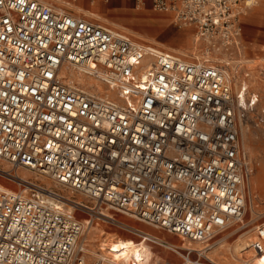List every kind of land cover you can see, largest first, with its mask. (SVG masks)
Returning a JSON list of instances; mask_svg holds the SVG:
<instances>
[{"label":"built area","instance_id":"built-area-1","mask_svg":"<svg viewBox=\"0 0 264 264\" xmlns=\"http://www.w3.org/2000/svg\"><path fill=\"white\" fill-rule=\"evenodd\" d=\"M255 4L152 0L236 69ZM65 65L102 70L106 90L67 83ZM245 82L234 90L223 63L185 59L48 2L0 0V264H104L87 260L93 222L149 239L118 214L205 243L242 221L254 173L244 127L264 123ZM211 247L193 262L220 264L205 256ZM248 248L234 264H264V222Z\"/></svg>","mask_w":264,"mask_h":264},{"label":"rangeland","instance_id":"rangeland-1","mask_svg":"<svg viewBox=\"0 0 264 264\" xmlns=\"http://www.w3.org/2000/svg\"><path fill=\"white\" fill-rule=\"evenodd\" d=\"M64 1L73 2L85 10L78 11L74 7L65 6L62 5V3H59L62 7H64L67 13H70L75 17H82L88 21H100L101 23L108 24L115 29L125 31L137 40L145 43L162 45V47L164 46L172 50L174 48L180 49L181 52L187 55L184 57L183 53H180V55L185 59L194 60L197 59L195 56L203 55L204 53V48L200 47L199 44L198 52L191 50L193 46H191V44L193 42L191 43L190 41L194 38L196 29L180 27L174 22L172 16L170 18L173 24L178 29H181L182 31L184 30L180 38H182L186 43L179 41L180 46L173 48V46H166L158 42L160 39L164 40L169 38V33L167 31L168 25L165 21L156 20L150 16L151 12L147 9H153L152 0H147L144 4L146 9L141 11L136 9L140 4V0ZM86 11L94 13L97 16L89 15ZM130 13L132 16H135L134 19L129 18ZM98 16L102 18L100 19ZM243 26L242 55H233V58L243 60V62L240 63L236 69L238 87L233 84V89L235 90L239 88L241 82L250 79L252 74L254 88H250L249 92L258 94L260 97V103L264 107V0H258V4L248 11V14L244 19ZM186 33L189 35V38H185L183 36L186 35ZM142 38H146V40ZM231 66H234V63ZM245 73H248L249 76L245 77ZM256 90L259 93H257ZM243 139L246 143V148H248L247 150L249 151L250 157L254 162V173L251 177L254 179V177L257 176V170L259 167L264 165V123L259 127L255 125L245 126ZM261 182L262 186L257 191H252L254 199H252V202L248 204L243 220L229 229L219 232L212 240H210L209 243H206L212 246L206 254L208 258L213 259L220 264H234L235 260L233 258H249L252 256V251L243 252V256H241L239 253H236L235 249L241 247L243 244L250 243L254 237L256 226L264 222V175L262 176ZM118 217L135 228L156 238L155 241L149 239L144 240L142 237L135 235L128 230L102 222L98 223L95 221L93 224L100 225V227L107 233L113 234L119 239H132L134 242L141 244V246L144 244L153 252V258L148 264H195L193 261L198 259L197 252L190 251V249L185 250L180 248L184 245L189 248V245L182 244L178 235L170 233L166 230L152 227L123 214H118ZM98 234L99 233L95 232L93 228L88 229L85 233L84 238L87 244L88 261L100 258L99 254L103 255L102 252L99 251V240L95 242L96 239H98ZM219 235L223 236L220 237L217 245H213ZM94 237L96 239H94ZM222 240L224 241L223 244L219 245ZM222 245L224 248H221ZM192 247L193 250L203 249V245L200 244H194ZM201 260L204 261V258L202 257ZM104 263L110 264L108 261H105Z\"/></svg>","mask_w":264,"mask_h":264},{"label":"bare ground","instance_id":"bare-ground-1","mask_svg":"<svg viewBox=\"0 0 264 264\" xmlns=\"http://www.w3.org/2000/svg\"><path fill=\"white\" fill-rule=\"evenodd\" d=\"M56 1L59 3V0H56ZM61 9L65 10L63 8H61ZM136 9L141 11V10H145L146 7L144 6V3H140ZM193 40H194V44H193L191 50H195L198 52V49H199L198 48V42H196L195 36H194ZM173 50L179 54L183 53V52H181L180 49L174 48ZM183 55H184V57L187 56L185 53H183ZM203 55H205V56H203ZM203 55L195 56V58L200 59V60H201V58H203V59L208 60V61L223 63V65L226 67L227 71H229L232 86L234 84L235 86L238 87V82H237L238 78L236 75V67L231 66V62L229 61L230 59L228 58V56L226 54H218V53L210 54L207 50H205ZM235 62L240 64L243 62V60L239 59V60H236ZM91 73L92 72L90 71V66H88V67H76L75 65H65L62 68L60 75L69 84H73V85H76L82 89L94 91L97 93L101 92V91L104 92L106 90V88L102 82V76H103L102 70H99L98 74L93 73V75H90ZM245 85H247L249 89L254 88L252 74H251L250 79L246 80ZM240 86H239V88L236 89L237 91H239L241 89ZM257 93H259V92L257 91ZM243 136H244V132H243ZM5 167H8V166L5 165ZM19 173L25 178H32V179L37 180V181L40 180L42 183L46 184L48 187L53 186V183L45 175H39L35 172H31V171H28L25 169L20 170ZM263 175H264V165H261L259 167V169L257 170V176H255V177L253 176L254 179L251 178L249 181V184L247 186L248 191H249L248 199H247V206L250 202H252V199H254L252 191H257L262 186L261 179H262ZM252 179H253V181H252ZM65 195L67 197H69L70 199H72L71 193L68 192V193H65ZM75 200H77L78 202L83 201V199L81 197H77ZM110 214H114V213H110ZM114 216H116V215H114ZM85 220H88V219L85 218ZM94 226H96V227H94ZM90 228L91 229L93 228V230L95 232L99 233L97 235L98 239H96L94 237V239H96V241L94 239L93 240L95 242H97L99 240V251H101L103 254V255L99 254V256H100V259L104 260V262L108 261L110 264H133L132 261L134 260V261H136L135 264H148L153 258L152 257L153 252L149 248H147L144 244H143V246H141V244L134 242L132 239H128V240L119 239L117 236L107 233L105 230H103L100 227V225L92 224L90 226ZM223 235H219V237L217 238V240H215L213 245L214 244L217 245L218 241L220 240V237H222ZM148 236L150 237V238L148 237L150 240L155 241L156 238L150 236L149 234H148ZM252 239H254V237ZM180 241L182 244H188L189 245V248H187L186 245L180 247L181 249H185V250H189V249L193 250L192 245H194V244L203 245V249L205 247H207V244L203 241H189L186 239L184 240L183 238H180ZM223 242L224 241L222 240L219 243V245L223 244ZM248 247H249V243H246V244H243L241 247L236 248L235 251H236V253H239L241 256H243L242 255L243 252H246V251L251 252V250ZM221 248H224V246L222 245ZM193 251H198V250H193ZM207 252L208 251L205 252L206 257H207V255H206ZM233 259H236V258H233Z\"/></svg>","mask_w":264,"mask_h":264},{"label":"crops","instance_id":"crops-1","mask_svg":"<svg viewBox=\"0 0 264 264\" xmlns=\"http://www.w3.org/2000/svg\"><path fill=\"white\" fill-rule=\"evenodd\" d=\"M42 1H45V2H48V3H50V4H52L54 7H56V8H63L64 9V7H62L59 3H62V5H65V6H70V7H74V8H76L78 11H85L82 7H80V6H77L76 4H74L73 2H68V1H64V0H59V3L56 1V0H42ZM256 4H258V0H256ZM255 4V5H256ZM254 5V6H255ZM253 6V7H254ZM99 7H101V6H99ZM147 10H149V12H151L150 13V16H152L153 17V19L155 18L156 20H163V21H165L166 22V24L168 25L167 26V31H168V35H169V38L168 39H164V40H158V42L159 43H162V44H164V45H166V46H173V48L174 47H179L180 46V43H179V41L180 42H183V43H186L182 38H180V36H181V34L184 32V30L182 31L181 29H178L174 24H173V22H172V20H171V14H168V13H158L157 11H155V10H153V9H147ZM116 11V10H115ZM87 12V11H86ZM89 15H93V16H97V15H95L94 13H89V12H87ZM245 17H246V15L242 18V25H244V19H245ZM80 18H82V17H80ZM98 18H102V17H100V16H98ZM129 18L130 19H134L135 18V16H132V14L130 13L129 14ZM87 20V19H86ZM91 22H95V23H98V24H101V25H104V26H108V27H112V26H110V25H108V24H105V23H101L100 21H91ZM112 28H114V27H112ZM186 28H194V27H190V26H188V27H186ZM243 28H244V26H243ZM120 30V29H119ZM185 38H189V35L186 33V35H183ZM139 38H141L140 36H138ZM142 39H144V40H146V38H142ZM191 39V38H190ZM192 44H191V46L194 44V40H193V38H192V41H190ZM157 47H159V48H162V49H166V50H172V49H169V48H166V47H162V45H156ZM173 51V50H172Z\"/></svg>","mask_w":264,"mask_h":264},{"label":"snow or ice","instance_id":"snow-or-ice-1","mask_svg":"<svg viewBox=\"0 0 264 264\" xmlns=\"http://www.w3.org/2000/svg\"><path fill=\"white\" fill-rule=\"evenodd\" d=\"M21 2H22V0H21ZM74 115V114H73Z\"/></svg>","mask_w":264,"mask_h":264}]
</instances>
